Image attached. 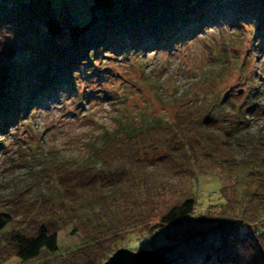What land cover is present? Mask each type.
<instances>
[{
	"label": "trees",
	"instance_id": "obj_1",
	"mask_svg": "<svg viewBox=\"0 0 264 264\" xmlns=\"http://www.w3.org/2000/svg\"><path fill=\"white\" fill-rule=\"evenodd\" d=\"M220 16L230 26L253 23L264 41V0H90L81 19L71 15L65 0H0V77L6 78L0 132L16 122L22 107L27 112L33 104L39 108L71 82L76 69L93 66L111 46L136 53L169 46ZM195 104L197 109L182 108L175 123L165 127H147L122 142L106 139L104 150L92 158L101 156L100 164L57 171L55 187L38 203L30 202L21 219L0 209V264L12 256L21 264H102L135 231L150 232L191 216L197 204L190 187L174 189L180 194L163 201L164 192L175 185L169 180L192 177L199 159L219 158L215 164L224 166V159L233 156L222 133L190 137L208 121L200 113L202 100ZM161 148L164 155L149 158L151 150ZM255 153L243 195L222 188L223 202L209 203L196 214V222L208 230L242 222L245 235L226 233L215 249L225 264H264V141ZM154 216L156 224L151 223ZM68 224L83 234L85 244L50 256L58 249V231ZM152 248L163 252L162 246Z\"/></svg>",
	"mask_w": 264,
	"mask_h": 264
},
{
	"label": "rangeland",
	"instance_id": "obj_2",
	"mask_svg": "<svg viewBox=\"0 0 264 264\" xmlns=\"http://www.w3.org/2000/svg\"><path fill=\"white\" fill-rule=\"evenodd\" d=\"M65 1L71 15L81 19L90 0ZM217 18L169 46H147L136 53L113 45L94 59L93 66L76 69L71 82L39 108L33 104L27 112L22 107L16 122L0 132V209L21 219L30 202L38 203L53 189L57 171L70 165L100 164L101 156L92 158L106 139L122 142L147 127L175 123L178 111L188 106L197 109L195 102L201 99L200 113L208 121L190 137L222 133L229 138L233 156L224 159V166L215 164L219 158L199 159L192 177L169 180L175 185L164 192V202L177 197L180 193L174 189L178 188L190 187L196 198L195 212L186 217L181 233L171 230L170 224L159 225L150 232L135 231L117 248L137 251L162 246L166 255L194 254L188 262L170 264H195L208 259V247L221 244L228 233L244 236L240 221L224 230H208L195 219L209 203L223 202L222 188L227 194L234 189L243 195L248 175L255 169V149L264 141V41L257 37L253 23L230 26ZM5 82L0 77V95ZM200 113L194 112L196 118ZM180 138L185 139L183 134ZM164 154L163 148L151 150L149 158ZM157 222L158 216L152 217L151 223ZM72 229L73 224H68L58 231V249L50 256H63L85 244L83 234ZM162 229L164 234L159 235ZM20 262L12 256L2 264Z\"/></svg>",
	"mask_w": 264,
	"mask_h": 264
},
{
	"label": "water",
	"instance_id": "obj_3",
	"mask_svg": "<svg viewBox=\"0 0 264 264\" xmlns=\"http://www.w3.org/2000/svg\"><path fill=\"white\" fill-rule=\"evenodd\" d=\"M102 264H170V261L157 249L134 251L119 247Z\"/></svg>",
	"mask_w": 264,
	"mask_h": 264
},
{
	"label": "built area",
	"instance_id": "obj_4",
	"mask_svg": "<svg viewBox=\"0 0 264 264\" xmlns=\"http://www.w3.org/2000/svg\"><path fill=\"white\" fill-rule=\"evenodd\" d=\"M185 219L181 223H179V224L171 225L170 229L171 230L175 229V231H177L178 233H181L180 229L184 225ZM163 234H164V231L162 229L160 231L159 235H163ZM215 244H216L215 246H212V247L209 246L207 250L208 251H212V253H213V251L219 246V244H217V243H215ZM208 254H209V256L207 257L208 258L207 259L208 261H205L204 260V262H206L205 264H213L214 262H215V264H221L215 254H210V253H208ZM178 255H179L178 260L184 259V257H185V256H182V254H180V253L176 254L175 256H178ZM201 262H203V261L202 260H196V263L195 264H202Z\"/></svg>",
	"mask_w": 264,
	"mask_h": 264
},
{
	"label": "bare ground",
	"instance_id": "obj_5",
	"mask_svg": "<svg viewBox=\"0 0 264 264\" xmlns=\"http://www.w3.org/2000/svg\"><path fill=\"white\" fill-rule=\"evenodd\" d=\"M240 236H242V234H240ZM149 244H152L151 242H149L148 243V245ZM168 244V243H167ZM150 247V246H149ZM145 247V248H142V249H146V250H153V249H155V248H152V247ZM163 248V252H161L160 250V252L161 253H163L164 254V247H162ZM142 249H140V250H142ZM158 250V249H157ZM138 251V250H137ZM207 253H210V254H215L216 255V257L218 258V260L220 259L219 257H218V254L216 253V250H214L213 251V253H212V251H208L207 250ZM165 256H166V258H167V260H169L170 262H172V261H176V262H186L187 260H185V259H193L194 258V254L193 253H190L188 256H186V257H184V259H180V260H178V257L177 256H175V254H174V252H172L170 255H166V254H164ZM209 255V254H208ZM205 261H208L207 259H205ZM188 262V261H187ZM219 262H222L221 264H225V262H223V261H219ZM202 264H205L206 262H201Z\"/></svg>",
	"mask_w": 264,
	"mask_h": 264
}]
</instances>
